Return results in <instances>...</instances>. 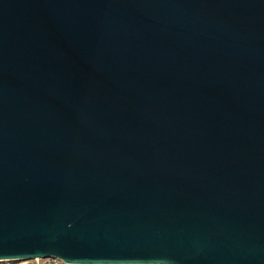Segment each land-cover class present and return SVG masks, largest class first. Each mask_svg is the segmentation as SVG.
Returning a JSON list of instances; mask_svg holds the SVG:
<instances>
[{"label":"water","instance_id":"1","mask_svg":"<svg viewBox=\"0 0 264 264\" xmlns=\"http://www.w3.org/2000/svg\"><path fill=\"white\" fill-rule=\"evenodd\" d=\"M264 264V0H0V264Z\"/></svg>","mask_w":264,"mask_h":264},{"label":"built area","instance_id":"2","mask_svg":"<svg viewBox=\"0 0 264 264\" xmlns=\"http://www.w3.org/2000/svg\"><path fill=\"white\" fill-rule=\"evenodd\" d=\"M16 264H64L63 261L58 259L46 258V259H34L29 261H24Z\"/></svg>","mask_w":264,"mask_h":264}]
</instances>
